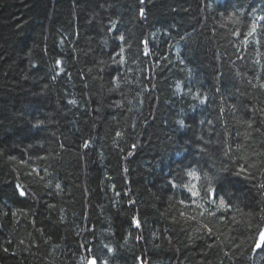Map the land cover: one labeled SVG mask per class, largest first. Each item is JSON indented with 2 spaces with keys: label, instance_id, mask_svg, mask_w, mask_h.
Here are the masks:
<instances>
[{
  "label": "trees",
  "instance_id": "16d2710c",
  "mask_svg": "<svg viewBox=\"0 0 264 264\" xmlns=\"http://www.w3.org/2000/svg\"><path fill=\"white\" fill-rule=\"evenodd\" d=\"M261 16L0 0V263L264 264Z\"/></svg>",
  "mask_w": 264,
  "mask_h": 264
},
{
  "label": "snow or ice",
  "instance_id": "6c2138e0",
  "mask_svg": "<svg viewBox=\"0 0 264 264\" xmlns=\"http://www.w3.org/2000/svg\"><path fill=\"white\" fill-rule=\"evenodd\" d=\"M141 3H143V0H141ZM140 15L141 16L144 15V10L143 9L140 10ZM258 19L259 20H264V16L258 17ZM257 27H258V25L255 24V23H253L252 26H251V30L247 33V35L248 36H252L256 32ZM123 39H124V37L123 36H120V40H123ZM121 52H123V49H121ZM72 103H74V101H72ZM117 135H119V133H117ZM188 175L189 176H196V173L195 172H189ZM17 187L19 188V186H17ZM195 187L196 186L193 185L192 187L188 188V191L192 194L193 197L199 196V192L196 191V190H194ZM20 195L21 196L25 195V193L23 192V190L20 191ZM219 203H220V206H224L225 205V201L222 198L220 199ZM137 226H139L138 223H137ZM260 239H261V243L256 245L257 248L264 247V232H261L260 233ZM108 251L109 252H112L113 249L109 248ZM87 264H97V261H96V259L94 257L93 258H89ZM104 264H107V261H104Z\"/></svg>",
  "mask_w": 264,
  "mask_h": 264
},
{
  "label": "water",
  "instance_id": "95a60500",
  "mask_svg": "<svg viewBox=\"0 0 264 264\" xmlns=\"http://www.w3.org/2000/svg\"><path fill=\"white\" fill-rule=\"evenodd\" d=\"M1 264V263H0Z\"/></svg>",
  "mask_w": 264,
  "mask_h": 264
}]
</instances>
